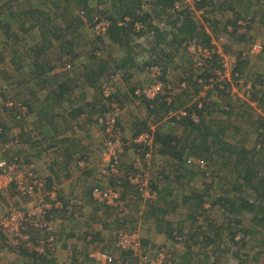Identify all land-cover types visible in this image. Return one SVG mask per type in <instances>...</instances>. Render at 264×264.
I'll use <instances>...</instances> for the list:
<instances>
[{"label": "trees", "instance_id": "1", "mask_svg": "<svg viewBox=\"0 0 264 264\" xmlns=\"http://www.w3.org/2000/svg\"><path fill=\"white\" fill-rule=\"evenodd\" d=\"M94 1L96 4L92 6ZM238 1L242 0H194L192 3L184 0H52V7L47 10L45 5L32 6L21 1L16 4L17 0H0V33L5 47L3 51L0 50V59H4L7 54L9 56V66L3 75L9 78L8 75H12L10 73H19L17 80H7L0 86V95L3 98H6L3 92L10 88L14 94L12 98L7 97L0 107V139H3L1 148L4 149L0 158L13 160L20 169H28L27 171L35 174V160L44 163L54 154L56 162L48 164L52 174L39 178L47 191L45 199L51 204V209L46 210L45 221L62 224L64 215L70 219L75 217L69 210L68 200L61 193H57L53 199L48 197L49 193L59 190L55 189L54 184L58 186L63 182L56 169L60 168L59 164H63L65 169L66 165L75 162L74 168L81 169L87 176L90 174V165L94 164L90 152L85 151L90 145H81L74 137L75 127L84 123H96L105 131L111 124L120 131V140L122 144L125 143L128 141L124 136L125 128L119 124L116 116V120L110 119V112L121 110L124 101L129 97L132 101L139 100L145 112L144 120L134 118L127 122L129 130L134 131L130 137L135 139L142 133H149L155 149L152 157H168L165 165L159 166L147 182L155 197L147 198V210H136V214L144 213L154 221L158 233L166 234L172 240L183 244L182 252L168 250L171 264H228L230 258L241 264L258 261L257 258L264 254V157L259 155V151L264 148V116L257 109L262 110L264 107V75L259 73L251 82H245L247 91L250 92L249 101L237 96L231 100L233 94L228 78H218L217 70H224V62L213 43L219 35V29L213 28L220 24L217 16L226 17L225 12L231 13L232 17L223 22L220 34L235 36L239 41L244 40L252 23L264 19V0H245L246 7H252L253 4L261 6L259 18H255V13L259 11L253 9L250 10V15H242L235 8ZM102 4L104 6L100 8ZM75 10H78L76 14ZM197 12L201 13L200 23L195 19ZM5 15H8L7 19H3ZM100 20H105L107 27L103 34H97L95 40L101 44L105 40L108 45L117 44L123 50V56L119 60L111 56L102 57V49L98 46L90 47L89 51L80 49L81 46L87 48V45L90 46L95 41L83 40L82 28L86 25L94 28ZM143 41L144 44H149L144 56L134 50L135 47H142ZM191 42L209 51V55L202 58L200 65L188 52L187 45ZM261 48L264 53V47ZM176 56L187 62V68L181 63L176 64ZM246 56L248 54L244 55L239 51L237 57L233 58L231 76L234 79L242 77L241 69ZM179 65L183 71L172 82L168 76L169 70L176 69ZM133 68L150 74L156 68L158 73L152 79L161 83L162 92L147 97L137 92L138 86H131L123 94L124 99L121 98L119 90L105 93V85L117 75L129 83ZM18 87L20 90H16ZM231 105L249 111L250 115L256 114L255 118L250 116V123L258 124L257 138L249 149L225 144L219 138V133L224 130L223 124L231 125L230 119L229 122L216 120L212 114L220 109L231 117ZM10 110H16L13 116L15 122L27 124L29 119L36 118L41 124V134L36 133L34 136L31 129L20 124L17 126L19 133L8 138L7 132H10L11 126L2 120L3 113L8 114ZM131 143L137 150H142V157L149 152L148 147L143 144ZM220 160V167L228 169L231 174L228 178L231 188L224 192L227 195L223 193L212 203L220 204L229 214L249 215L248 224L225 216L226 224L219 226L208 214L202 216V210H207L203 206L204 196L210 197L208 186L202 192L185 195L183 201L185 203L187 200L188 204L167 200L174 191L172 185H181L186 171L196 170L204 176L210 172L207 170L209 165ZM117 167L116 174L104 176L110 180L109 187L119 189L120 200L127 199L137 206L140 191L128 179V171L136 169L133 165L129 170H122L119 164ZM171 173H175L173 178L170 177ZM86 182L83 179L82 186ZM104 187L99 179H94L84 188L83 195L94 203V215L101 210L113 213L116 209L94 198L93 190ZM252 195L254 199L249 200ZM182 205L188 210L183 214V219L171 220L168 213L175 212V208ZM126 207L129 211L130 207L127 204ZM23 208L20 207L21 210ZM77 208H81L80 205ZM159 211L162 212L161 215L158 214L161 213ZM136 214L131 221L138 220ZM54 215L57 219L53 218ZM113 216L116 227L109 228L111 224L104 222L103 228L111 233L128 230L124 226L126 213L119 210ZM186 220L199 224L192 223L193 226L191 224L184 231L183 223ZM175 223L177 225L173 226ZM134 227L130 231H134ZM21 232L32 242L35 238L39 240L46 237L39 229L29 225ZM57 233L55 226L54 243L57 241ZM176 237L178 238L175 239ZM86 240L89 244L100 242L97 244L99 249H107L96 234L87 236ZM0 244V251L11 248L17 254H23L27 259L26 264H55L54 259L48 257L54 246L46 245L43 252H38L22 244L10 245L4 236H0ZM140 244L143 252L148 250L149 243L146 239L140 238ZM247 245L251 255L249 250L241 252ZM111 248L109 253L115 257L116 263H141L132 252L119 250L114 246ZM155 252L156 249L149 251L150 254ZM70 261L84 263V259L77 262V259L72 258Z\"/></svg>", "mask_w": 264, "mask_h": 264}, {"label": "rangeland", "instance_id": "2", "mask_svg": "<svg viewBox=\"0 0 264 264\" xmlns=\"http://www.w3.org/2000/svg\"><path fill=\"white\" fill-rule=\"evenodd\" d=\"M22 2L25 5H32V6H41V5H45L46 9L49 10L52 7V0H17L16 4L19 2ZM243 1V2H242ZM241 2H237L235 4V8H237L238 10L241 11L242 15L246 16V14L250 15V10H255V11H259L260 12V5H252L253 7H246V2L245 0H242ZM15 4V5H16ZM92 6H94L96 4V1L91 3ZM104 6V4L100 5V8ZM251 8V9H250ZM262 9V8H261ZM78 10L74 11V14H76ZM195 19L199 21L202 19L201 17V13L197 12L195 13ZM225 16H217V18L220 20V24L218 25V27H213L215 30L219 29V35L217 36L218 38H215L213 40V43L216 47V50L218 53H220V57H222V62H224V66L225 69L223 70H217V72L222 73L223 75H221L222 77L219 78L223 80V78H226L225 75L228 76V81H229V86L231 87V93L233 94L232 99L234 100V98L237 96L239 98H241L242 100L245 101H249V94L250 92L247 91V83L251 80L259 73H263L264 75V61H262L261 55H262V48L259 52L254 51L252 49V45L255 43V39H253V37H256L257 39L263 38L264 37V27L263 29H254L252 30V28L250 27L249 30H247V35L245 36L244 40L239 41L236 40L235 36H228L226 34H220L221 32V27L222 24L225 20H227V18L232 17L231 13H227L225 12ZM228 15V16H227ZM8 16V15H7ZM6 15L3 17V19H7ZM97 17V16H96ZM14 26V24H13ZM97 34L99 35V33L95 30V28H91L89 25H86L82 28V38L83 40L87 41L89 40H95L97 39ZM255 35V36H254ZM215 36V35H213ZM2 36L0 33V50L3 51V49H5V47L3 46V40L1 41ZM106 41V40H105ZM101 44L99 43L97 40H95L93 42V44H91L90 46L87 45V48L82 47L81 46V50L84 51H89V48L94 47V46H98L102 49V57H115L116 59H120L123 56V50L121 48H119V46L117 44H110L108 45L107 43ZM141 41V40H140ZM142 47H135L134 50L140 52V54H142L143 56L145 54H147V50L149 49V44H144V41L142 42ZM85 46V45H84ZM239 51H242V53L244 55H247L246 58H244V62L243 63V67L241 69L242 71V77L239 78L238 82L236 81V79H234L231 76V71L233 68V64L231 63L232 58L235 59V57H237V53ZM4 52H7V50H4ZM172 53V51H171ZM184 53V52H183ZM181 54V52H180ZM180 59V61H178ZM179 59L177 58V56L175 57V61L178 62L176 64L181 63V65L185 66L184 68H187V62H183L181 61V57H179ZM9 56L8 54L5 56L4 59H0V86H3V84L1 85V83L3 82H9V80H17L19 78V73L18 72H12L10 74H12L11 76L8 75L9 72H7V75L9 76V78L5 77V74L3 75V73H6V67L9 66ZM178 66V68L174 69L171 68L169 70L168 76L169 79L172 82H175L177 80V78L179 77V75L182 73L183 69L180 68V66ZM142 65H139V67ZM174 66V65H173ZM172 66V67H173ZM138 67V68H139ZM136 68H133V76L132 78L129 80V83L125 80L122 79L121 76L117 75L112 81L108 82L109 85H111L112 88H114V90H119V94L121 95V98L124 97L123 94L127 93V91L129 90V88L131 86H138V89H142L146 86H148L151 82H152V74L146 72L145 70L142 71H137L135 70ZM2 74V75H1ZM116 79V80H115ZM247 80V81H246ZM16 90H20V88H16ZM2 93V89L0 87V94ZM214 94V93H213ZM3 96H6V98H3L2 95H0V107L3 103H5V99H7V97L12 98L11 96H14L12 89H8L7 91L3 92ZM128 97V96H127ZM124 99V98H122ZM6 102H10V101H6ZM233 103V102H232ZM8 104V103H7ZM114 106H117L116 104H113ZM232 106V116H228L226 113L221 112L220 109H218L217 112H214L213 117L216 120H223L226 122H229L228 120L230 119V123L229 124H223L224 126V130L222 131V133H219V138L222 142H225V144H231V145H235L238 148H240V146H244L246 149H249L254 143H255V139L257 138V133L256 130H258V124H253L250 123V116H253V118H255L256 114L249 113V111H244V109H237L235 107ZM121 110L120 109H116L113 110L112 112H110L111 118L115 119V116L117 117L119 124H127V122L131 119L134 120V118H138L140 120H144L145 119V112L143 111L144 106L141 105L139 100H135L132 101L131 98L128 97V100L124 101V104L121 106ZM240 112H239V111ZM244 111V112H242ZM257 111H259V113H261L264 116V107L262 108V110L257 109ZM238 112V113H237ZM16 113V110H13L8 114H4L3 117V122H7V125H10L11 130L8 133L7 132V136L8 138L12 137L13 135H15V133H19L18 132V127L20 124L23 125L25 124L29 129H31L32 133L34 134V136L36 135H40L41 134V130L42 128H40V125L38 120L36 118H32L29 119L28 123H21L15 120H13V116ZM236 113V115H235ZM243 113V114H242ZM238 114V115H237ZM142 118V119H141ZM35 119V120H34ZM24 126V125H23ZM80 127H75L74 130V137H76L78 139V141H80L79 143H81V145H90L87 146L89 149H85V151L90 152L89 154H91L90 158L93 160L94 164L90 165V174L87 176L84 171L83 172H77V176L75 178L71 177V178H67L66 175L69 173L68 171L70 169H76V167L74 168V164L75 162H72L73 165L72 167L70 165H66V168H63V164H59L60 168H56L58 169V175L59 178L65 182L68 179H72L75 181V179H78L80 182L83 181V179H85L87 182L85 183L86 185H90L92 181H94V179H99L105 187H109L110 180H108L109 178H105L103 175H101V169H104L105 167L108 166L109 164V160H108V155H106V153H103L104 150L103 149V144H105L106 140L108 138H110V134L113 135H117L120 134L119 130H117L115 128V126L110 127L108 126L105 131H102L101 127L96 124V123H84V124H80L78 125ZM25 127V126H24ZM39 128V130H38ZM173 130V129H171ZM39 131V132H38ZM119 131V132H118ZM132 133H134L133 130H131ZM175 132V131H174ZM131 133V134H132ZM130 134V135H131ZM181 136V135H180ZM132 137H125V139H128V141H126L125 143L122 144V146L120 148L115 147L114 151H119L120 152V156H118V164L121 167L122 170H129L130 166L133 165V167L138 171L139 175H142V177H146L148 179H151V176H154L155 171L157 170V168L159 166H164L166 160H168V157L165 156H157L154 155V157H148L147 160L142 159V150L141 149H136V147H134L132 145L131 142H134V138ZM137 138V137H136ZM130 139V140H129ZM77 141V142H78ZM3 139H0V156H1V152L4 150L3 148H1ZM86 147V148H87ZM15 149V148H13ZM259 155H261V157H264V148L263 150L259 151ZM94 153V154H93ZM59 159V157H58ZM151 159V160H149ZM56 158L54 156V154H52V156L50 157V159L46 161H37L35 160V175L38 178H42L40 176H44V172L47 171V169L49 168L48 164H53V162L55 161ZM60 161V160H59ZM46 162V163H45ZM220 161H218L217 163H211L209 165V168L207 169L209 174L206 173L204 176L201 175L199 173V171L196 170H192L190 169L189 171H186V175L185 178L181 179L182 184H175L172 185L174 187V191L172 192L171 195H169L167 197V200L169 199V201H174V202H181V204L184 203L183 199L184 196L186 195H191L192 192H202L204 191L205 187L208 186V193L210 194V197L208 196H204L205 199V203H204V207L207 209L205 212L204 210H202V216L203 214H208L210 218L215 219L216 223L219 224V226H223L224 224H226L224 217L228 216L234 219H240L242 220L245 224L249 223V215H242L240 216V214H229L227 213V211L225 209H222L223 207L220 206V204L213 205V201H215V198L222 196V194L225 191H229L230 190V184L228 181L229 176H231V174L228 173V169L220 167L221 164H219ZM48 168H47V166ZM79 165V164H78ZM77 165V166H78ZM81 165V164H80ZM79 165V166H80ZM76 166V165H75ZM33 167V166H32ZM81 167V166H80ZM133 168V169H134ZM46 169V170H45ZM194 169V168H193ZM26 170H22L21 169V175L25 176V173L28 172ZM169 171V169H167ZM192 170V171H191ZM75 171V170H74ZM89 171V170H88ZM226 173H225V172ZM87 172V171H86ZM133 171H128V173H132ZM182 172V171H181ZM172 174V173H171ZM175 173H173L172 175H170L171 178H173ZM208 174V175H207ZM227 174V175H226ZM153 178V177H152ZM188 178V179H187ZM227 180V181H226ZM1 183L4 182V180L0 181ZM77 182V181H76ZM13 183H9L6 189H3L1 191L0 194V220H3L6 216H7V212L11 207H16V208H20V207H26V203L28 201V199L26 198V196H22L20 195L17 190L16 187H12ZM55 189L60 188V186L54 184ZM113 188V187H112ZM250 193V191H249ZM225 195H227L226 193H224ZM76 194H68V198L67 200L69 202H71V204H75L77 205V199H76ZM48 197L51 198V194H48ZM155 195L153 194V197L151 196V198H154ZM254 199V195H252L251 197H249V200H253ZM159 202V201H158ZM148 201H146L145 197L142 195L140 196V201H138L137 206L133 205L131 203L130 206V210H126L124 211L125 208H122L121 206H117V208L115 209V211L113 213H117V211L122 210L124 211L123 213H126V220L125 221V228H127L128 230L133 229L132 227H134V231L136 232V234L138 235L139 238H144L148 241L149 246L147 247V249L150 252H153L155 249L157 250V248H159L160 246H163L165 248H168L169 251H183V244L181 242H176L175 240H172L170 237H168L166 234H160L157 232V227L155 226V223L152 219L148 218L144 213H141L140 215H137V211L139 210L140 212H144L145 210H147V206H148ZM188 204V201L185 200L184 204ZM191 203V201H190ZM94 206V205H93ZM184 205L176 207L175 208V212L173 213H168V216L171 220L174 221H179L181 219H183V214H185V212H188L187 209L183 208ZM158 209V208H157ZM69 210L70 212H73L74 214V219H70L67 215H64L63 217V224H65V226H73V225H77V223L81 222L82 223V228L81 230H83L82 232H90V230H94L93 228V222H89L91 219L87 216H82L81 215V211L77 208V207H72L69 206ZM169 210V209H168ZM138 211V212H139ZM161 212V211H159ZM171 212V211H169ZM113 213H111L108 210H101L96 212V216H97V221L100 223H110L111 225H109V228H115L116 227V221L114 219ZM135 214L137 215V221H131L134 220L136 217ZM159 215L162 214L158 213ZM59 215V214H57ZM202 216H200V220L202 219ZM56 215H54L53 218H55ZM57 219V218H55ZM77 223H73L75 221ZM193 222H190V220H186L183 224H184V231L186 230V228L188 226H190ZM84 224V225H83ZM194 225H198L199 223L195 222L193 223ZM192 224V226H193ZM57 225V222H56ZM92 227H89L91 226ZM177 224L175 223L173 226H176ZM250 226H253V224L250 223ZM76 229V228H75ZM188 229V228H187ZM74 234V233H73ZM95 234V233H94ZM108 234L109 236H111V232L110 230L106 229V232L103 233V235L100 238L104 239V242H102L104 244V247L107 248L106 251L110 252V249H112L109 246V238H108ZM76 237L80 238L81 233H79L78 231H75L74 234ZM106 236V237H105ZM178 237H176L175 239H177ZM11 241V240H10ZM99 244V243H97ZM249 244L251 245V242H249ZM7 246H9L7 244ZM55 246V243L54 245ZM0 248H2V245L0 244ZM53 249V248H52ZM196 250V249H195ZM250 251V247L245 246V248H243L241 250V252H249ZM51 253V252H50ZM17 253L12 251V249L10 248V250L8 248H3L0 251V264H10L11 262V258H13V255H16ZM150 254V253H149ZM153 254V253H151ZM252 254V252L250 251V255ZM52 255V254H51ZM51 255H48V257H52ZM16 258V256H15ZM199 258V257H198ZM258 261H251L250 264H264V254H261L260 257L257 258ZM95 262V261H94ZM91 260V263H94ZM67 264H73V262H71L69 259L66 260ZM183 263V262H182ZM184 264V263H183ZM228 264H241L238 263V261L234 258H230L228 260Z\"/></svg>", "mask_w": 264, "mask_h": 264}, {"label": "built area", "instance_id": "3", "mask_svg": "<svg viewBox=\"0 0 264 264\" xmlns=\"http://www.w3.org/2000/svg\"><path fill=\"white\" fill-rule=\"evenodd\" d=\"M185 2H193L194 0H184ZM107 22L105 20H100L95 26V30L98 33L103 34L106 30ZM188 52L193 55V58L201 64L203 57L209 55V51L206 48L200 47L194 42H191L187 45ZM254 51L259 52L261 50V44L255 42L252 45ZM234 61L232 58L231 63ZM233 64V63H232ZM225 64L223 67L225 69ZM224 71V70H223ZM158 73L156 68L152 70V76ZM218 78H221L222 73L217 72ZM228 78L227 75H225ZM229 79V78H228ZM239 78L236 79L238 82ZM247 86V85H246ZM105 93L109 94L114 91V88L111 85H105ZM248 88V86L246 87ZM144 94L147 97H152L155 94L162 92V85L160 82L153 79V81L146 87L140 88L137 90ZM183 114V112H180ZM110 119H113L110 117ZM110 127L111 124H109ZM109 138L103 144V149L106 155H108L109 164L104 169H101V175L108 176L110 174H116L118 172V156H120L119 151H114L115 147L120 148L122 142L119 135L110 134ZM136 143L143 144L145 147H148L149 152L143 157L144 160H147L148 157H152L153 149V139L152 135L149 133H142L133 140ZM142 158V159H143ZM151 160V159H149ZM81 165H83L81 163ZM21 169L19 165L10 159L0 158V181L4 180L3 183L0 182V194L3 189H6L9 183H13L16 187L17 192L26 196L28 199L25 209L11 207L7 216L0 220V236H4L8 244L10 245H25L35 251L43 252L44 247L49 245L50 247L54 245V235L56 221H45L44 216L46 210L51 209V204L46 201L45 196L47 191L44 188L43 181L40 180L33 172H26L25 176L21 175ZM128 179L130 182L138 186V191H140L141 196L143 195L145 199L153 197V193L150 192L147 182L148 178L142 177L138 174V171L135 170L131 174L129 173ZM94 198L100 203H106L111 207L117 208L121 206L122 202L120 200V191L118 188H95L93 190ZM31 226L37 228L40 232L46 236L37 240V243L28 240V236L23 234L21 231L26 228V226ZM11 240V241H10ZM113 246L119 250L130 251L133 256L138 257L140 264H171L170 253L167 248L160 246L155 253L149 254V250L142 251L140 238L135 231L130 230H117L114 232V242ZM98 258L100 264H119L115 262V257L101 249L95 250V258Z\"/></svg>", "mask_w": 264, "mask_h": 264}, {"label": "crops", "instance_id": "4", "mask_svg": "<svg viewBox=\"0 0 264 264\" xmlns=\"http://www.w3.org/2000/svg\"><path fill=\"white\" fill-rule=\"evenodd\" d=\"M253 7V6H252ZM261 12H256L255 13V18H259ZM262 21V22H261ZM261 21L259 22H255L252 23V25H250V27L252 28V30L256 29H263L264 27V19H261ZM255 36V35H254ZM253 39H255V42H258L261 44V47H264V37L257 39L256 37H253ZM262 61H264V53H262L261 55ZM264 65V63H263ZM122 127L124 129V136L125 137H130L131 135V131L129 130V124H122ZM73 163L71 164L72 167ZM48 168V167H47ZM46 170V169H45ZM75 170V171H74ZM81 169H70L68 172L69 177L68 178H75L77 176V172H81ZM50 174H52V172L49 170V168L47 169V171L44 172L45 176H49ZM77 181V182H76ZM60 188L58 191L54 192L51 194V198L53 199V197H56L57 193H61V195L67 199L68 194H76V199H77V204H71V202L68 201L69 206L72 207H78L80 205L81 208H79V210L81 211V215L85 216V217H89L91 220L89 222H93V228L94 230H90V232H82L83 230H81L82 228V223L79 222L77 223L75 220V222L73 223H77V225H73V226H65V224H57L56 225V231L57 233V241L55 242V246L53 247V249L50 250V254L52 256V258L54 259L55 264H67L66 260H71L72 258L77 259V262H81L82 259H84V263L83 264H100V261L98 260V258H95V250H97L99 248V246L95 243L93 244H89L87 242V236L92 235V234H96V237L99 238L103 235L104 232H106V229L103 228L102 223L98 222L97 216L96 214L94 215L93 213V205L94 203L90 202V199L88 200L87 197H85L83 195L84 193V188L86 186L83 185L82 186V182H80L78 179L72 180V179H68L65 182H61L59 184ZM141 196V194H140ZM50 198V199H51ZM122 204L121 207L125 208L126 204L130 207L131 203L129 200H121ZM128 210V208L126 207L124 209V211ZM123 211V212H124ZM127 212V211H126ZM125 217V216H124ZM84 225V224H83ZM89 226V227H92ZM76 228V229H75ZM75 231H78L79 233H81L80 238L76 237ZM74 233V234H73ZM106 237V236H105ZM108 238H109V243L112 244L113 238H114V232L111 233V236H109L108 234ZM102 239V238H100ZM104 242V239H102ZM34 242H37V239L35 238L33 240ZM100 243V242H99ZM103 244V243H101ZM104 245V244H103ZM113 246V244H112ZM111 246V247H112ZM16 256V258H15ZM91 260L94 263H91ZM27 259L26 257H23V254H16L13 255V258H11V262L10 264H26ZM73 264H78V263H73Z\"/></svg>", "mask_w": 264, "mask_h": 264}]
</instances>
